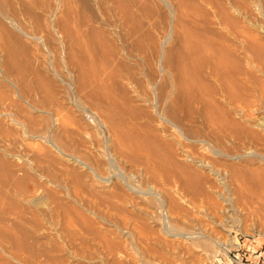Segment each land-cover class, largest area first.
I'll list each match as a JSON object with an SVG mask.
<instances>
[{
	"label": "rangeland",
	"instance_id": "rangeland-1",
	"mask_svg": "<svg viewBox=\"0 0 264 264\" xmlns=\"http://www.w3.org/2000/svg\"><path fill=\"white\" fill-rule=\"evenodd\" d=\"M263 172L264 0H0V264H263Z\"/></svg>",
	"mask_w": 264,
	"mask_h": 264
},
{
	"label": "bare ground",
	"instance_id": "bare-ground-1",
	"mask_svg": "<svg viewBox=\"0 0 264 264\" xmlns=\"http://www.w3.org/2000/svg\"><path fill=\"white\" fill-rule=\"evenodd\" d=\"M5 27H6V25H5ZM215 32H216V31H215ZM223 39H224V38H223ZM211 43H212V41L210 42V44H211ZM236 44H237V43H236ZM222 45H224V46H221V45H220V46L222 47L221 50H225V51H221V53L223 52L224 54H221V55L219 54V56H221V59H222V61H221L220 58H219V60L221 61V62L219 61V65H220V63L222 64L223 60H224V61H225V59L227 60V58H225V56L230 55L229 52H230V53L232 52V51H229L230 49H229V50H226L227 48L223 49V47H225V45H226V47H227V44H226V43H225V44H222ZM234 46H235V45H234ZM202 49H203V48H202ZM236 49H238V48H235V50H236ZM219 50H220V47H219ZM235 50H234V51H235ZM226 51H229V52H227V54H226ZM236 51H237V50H236ZM238 51H239V50H238ZM187 53H188V52H187ZM232 53H233V52H232ZM225 54H226V55H225ZM233 54H234V53H233ZM231 55H232V54H231ZM231 55H230V56H231ZM235 55H236V53H235ZM237 55H238V54H237ZM223 56H224V57H223ZM230 56H229V58H230ZM233 56H234V55H233ZM233 56H232V58H233ZM222 57H223V58H222ZM229 58H228V59H229ZM232 58H231V59H232ZM234 58L236 59L237 57L235 56ZM234 58H233V59H234ZM235 59H234V60H235ZM235 61H237V60H235ZM237 62H238V61H237ZM184 63H185V62H184ZM223 63H224V62H223ZM226 63H227V61H226ZM226 63H224V64H226ZM228 63H229V62H228ZM224 64H222V66H223ZM184 68H186V67H184ZM188 70H189V68H188ZM182 71H183V70H182ZM215 106H216V105H215ZM8 115H9V114H8ZM121 130H122V129H120V130L117 129V131H116V135H117L118 154H121V155L123 156L124 154L127 155V154L125 153L126 149H129V151H130L129 153H131L130 144H132V143L138 144V143H136V142H137V141L139 142V138H137V139H136V142H135V141H134V138H135V137L132 138L131 136H133V135H130L129 138L131 137V140L133 139V140H132L133 142L131 141V143H130L129 138H127V140H129V144H127L128 141H126L127 143H125V141L123 142V140H121V138H119L120 135L122 136V135L124 134V133H123V134H120V133H121V132H120ZM119 134H120V135H119ZM127 134H128V133H127ZM118 135H119V136H118ZM125 136H126V135H125ZM125 136L123 137V139L125 138ZM143 138H144V137H143ZM153 138H154V137H153ZM154 139H155V138H154ZM125 140H126V139H125ZM140 140L146 142L145 139L143 140L142 138H140ZM152 141H153V140H152ZM140 142H141V141H140ZM144 142H143V145H144ZM158 142H159V141H158ZM156 143H157V142H155V145H156ZM135 144H132V145H133V146H131L132 150H133V147H134V149H135V147H136ZM158 144L161 145L162 143L159 142ZM134 145H135V146H134ZM140 145L143 147L142 144H139V146H137V148L139 147L138 149H141V146H140ZM145 145H146V143H145ZM159 145H158V147H159ZM164 145H165V146H164ZM147 146H148V145H147ZM156 146H157V145H156ZM165 147H167V144H166V143H164V144H163V147H161V148L164 149ZM137 148H136V150H138ZM144 148L146 149V147H143V148H142L143 152L145 151ZM148 148H149V147H148ZM115 149H116V148H115ZM150 149H151V148H150ZM142 150H141V151H142ZM146 150H148V149H146ZM133 151H135V150H133ZM138 151H139V150H138ZM141 151H140V152H141ZM153 151H154V150H153ZM126 152H127V151H126ZM135 152H137V151H135ZM127 153H128V152H127ZM149 153H150V152H149ZM151 153H152V152H151ZM166 153L168 154V152H166ZM170 153L172 154V152H170ZM125 155H124V156H125ZM148 155H149V154H148ZM152 155H154V154H152ZM124 156H123V157H124ZM127 156H128V155H127ZM167 156H171V155L169 154V155H167ZM148 157H149V156H148ZM150 157H151V156H150ZM154 157H155V156H154ZM159 157H160V156H159ZM126 158H127V157H126ZM171 158L173 159V157H171ZM160 159H161V158H160ZM154 161H155V160H154ZM154 161H152V162H154ZM168 161H169V160H168ZM175 161H176V160H175ZM177 161H178V160H177ZM177 161H176L175 163L173 162V164H177V163H178ZM198 161H202V160H198ZM198 161L196 160V162H198ZM152 162H151V163H152ZM164 162H165V160H164ZM133 163H134V162H133ZM179 163H180V162H179ZM179 163H178V164H179ZM200 163H201V162H200ZM200 163H199V164H200ZM178 164H177V168H178ZM180 164L182 165V163H180ZM180 164H179V170H183V169H181ZM197 164H198V163H197ZM202 164H204L203 161H202ZM154 165H155V164H154ZM158 165H159V164H158ZM164 165H165V164H164ZM175 166H176V165H175ZM183 166L185 167L184 164H183ZM199 166H200V165H199ZM204 166H205V165H204ZM153 167H154V166H153ZM184 167H183V168H184ZM148 169H149V168H148ZM161 169H162V168H161ZM228 169H229V168H228ZM137 170H138V169H137ZM179 170H178V171H179ZM184 170H186V169H184ZM231 170H234V169H231ZM253 170H255L254 173L259 172V174H260V171H259L260 169H253ZM261 170H262V169H261ZM190 171H191V170H190ZM193 171H194V170H193ZM227 171H228V170H227ZM136 172H137V171H136ZM180 172H181V171H180ZM185 172H186V171H185ZM147 173H148V172H147ZM182 173H184V172H182ZM189 173H191V172H189ZM189 173H188V174H189ZM192 173H195V172H192ZM254 173L252 172V174H254ZM261 173H262V171H261ZM263 173H264V172H263ZM175 174H176V173H175ZM186 174H187V172H186ZM196 174H197V173H196ZM214 174H215V173H214ZM252 174H251V175H252ZM259 174H255V176H256V175L259 176ZM160 175H161V174H160ZM251 175H250V176H251ZM260 175H261V174H260ZM132 176H134V175H132ZM168 176H169V175H168ZM182 176H183V175H182ZM186 176H187V175H186ZM189 176L191 177V174H189ZM192 176H193V175H192ZM218 176H220V175H218ZM136 177H137V176H136ZM222 177H223V176H222ZM252 177H254V176H252ZM162 178H163V177H162ZM172 178H173V177H172ZM185 178H186V177H185ZM195 178H196V180H197V179H198V176H196ZM199 178H201V177H199ZM256 178H258V177H256ZM259 178H260V177H259ZM263 178H264V176H263ZM180 179H181V178H180ZM201 179H202V178H201ZM261 179H262V178H261ZM242 180H243V179H242ZM259 180H260V179H259ZM168 181H169V180H168ZM176 181H177V180H176ZM187 181H189V180H187ZM191 181H192V180H191ZM219 181H220V180H219ZM262 181H264V179H263ZM197 182H198V181H197ZM200 182H202V181H199V183H200ZM220 182H221V181H220ZM224 182H225V181H224ZM255 182H256V181H255ZM191 183H192V182H191ZM225 183H226V182H225ZM243 183H244V182H243ZM251 183H252V182H251ZM210 184H211V183H210ZM223 184H224V183H223ZM256 184H257V183H256ZM228 185H229V184H227V185H223V186H226V187H224V189H226ZM242 185H243V184H242ZM259 185H260V184H259ZM200 186H201V185H200ZM212 186H213V185H212ZM221 186H222V185H221ZM214 187H216V185H214ZM211 188H212V187H211ZM219 188H220V187H219ZM228 188H230V187L228 186ZM228 188H227V191L229 190ZM184 189H185V188H184ZM157 191H158V190H157ZM214 191H215V190H214ZM153 192H154V191H153ZM181 192H182V191H181ZM229 192H230V191H229ZM156 193H157V192H156ZM201 193H202V192H201ZM152 194H154V193H152ZM171 194H172V193H171ZM203 194H204V192H203ZM174 195H175V193H174ZM204 195H205V194H204ZM33 196H34V195H33ZM33 196H32V197H33ZM37 196H38V195H37ZM156 196H158V195H156ZM159 196H160V194H159ZM171 196H173V195H171ZM178 196H179V195H178ZM181 196H182V195H181ZM183 196H184V195H183ZM201 196H202V195H201ZM201 196H200V197H201ZM205 196H206V195H205ZM35 197H36V195H35ZM168 197H169V196H168ZM36 198H38V197H36ZM36 198H35V199H36ZM171 198H172V197H171ZM201 198H202V197H201ZM208 198H209V196H208ZM212 198L214 199V197H212ZM221 198H222V196H221ZM225 198H226V197H225ZM159 199H161V198L159 197ZM173 199H174V198H173ZM179 199H180V198H179ZM186 199H187V198H186ZM206 199H207V198H206ZM39 200H40V199H39ZM41 200H42V199H41ZM41 200H40V201H41ZM161 200H162V199H161ZM177 200H178V199H177ZM192 200H193V199H192ZM208 200H209V199H208ZM221 200H224V202H225V199H221ZM165 201H166V200H165ZM170 201H172V200H170ZM170 201H167V202H170ZM179 201H181V200H179ZM203 201H204V200H203ZM210 201H211V200H210ZM228 201H229V200H228ZM37 202H38V201H37ZM161 202H164V201H161ZM161 202H160V203H161ZM167 202H166V203H167ZM172 202H173V201H172ZM190 202H191V201H190ZM212 202H213V200H212ZM226 202H227V201H226ZM35 203H36V202H34V204H35ZM174 203H175V202H174ZM174 203H173V205H174ZM180 203H181V202H180ZM202 203H203V202H202ZM213 203H215V202H213ZM229 203H230V201H229ZM177 204H178V206H179V203H177ZM190 204H191V203H190ZM220 204H221V203H220ZM223 204H224V203H223ZM225 204H228V203H225ZM162 205H163V203H162ZM167 205L169 206L168 203H167ZM212 205H213V204H212ZM218 205H219V204H218ZM163 206H164V205H163ZM165 206H166V205H165ZM170 206H171V204H170ZM175 206H176V205H175ZM219 206H221V205H219ZM223 206H224V205H223ZM223 206H222L221 208L224 210ZM226 206H227V205H226ZM226 206H225V207H226ZM160 207H161V206H160ZM166 207H167V206H166ZM182 207H183V206H181V208H182ZM194 207H196V206H194ZM204 207H205V206H204ZM179 208H180V207H179ZM205 208H206V207H205ZM167 209H168V208H167ZM184 209H185V207H184ZM222 209H221V211H223ZM175 210H176V209H175L173 206H172V207H169V209H168V211H167V214H168V213H169L170 215H171L172 213H175V214H176L177 211L175 212ZM177 210H179V209H177ZM186 210H187V209H186ZM196 210H197V209H196ZM201 210H202V209H201ZM213 210H214V209H213ZM218 210H219V209H218ZM199 211H200V210H199ZM211 211H212V210H211ZM200 212H201V211H200ZM223 212H225V211H223ZM223 212H222V213H223ZM215 213L218 214L219 212H218V213L215 212ZM175 214H174V215H175ZM177 214H178V212H177ZM179 214L182 215L181 212H180ZM225 214H226V213H225ZM165 215H166V214H165ZM172 215H173V214H172ZM181 215H180V216H181ZM186 215H188V214L186 213ZM189 215H190V214H189ZM220 215H221V214H220ZM152 216H153V215H152ZM166 216H167V215H166ZM221 216H222V215H221ZM171 217H172V216H171ZM183 217H185V216L182 215V218H183ZM197 217H198V216H197ZM207 217H208V216H207ZM151 218H152V217H151ZM166 218H167V217H166ZM174 218H175V217H174ZM189 218H190V216L188 217V219H187V218H185V219L189 220ZM198 218H199V217H198ZM202 218H203V217H201V219H202ZM216 218H217V217H216ZM176 219H177V218H176ZM178 219H179V218H178ZM185 219L183 218V220H185ZM201 219H200V221H201ZM204 219H205V218H204ZM153 220H154V218H153ZM167 220H168V219H167ZM170 220H171V218H170ZM170 220H168V222H169ZM181 220H182V219H181ZM183 220H182V222H183ZM191 220H192V219H191ZM202 220H203V219H202ZM206 220H207V219H206ZM206 220H205V221H206ZM212 220H213V218H212ZM214 220H215V218H214ZM171 221L174 222V219H172ZM203 221H204V220H203ZM203 221H202V222H203ZM215 221H216V220H215ZM219 221H220V220H219ZM164 222H165V221H164ZM168 222H165V224H166V223L168 224ZM180 222H181V221H180ZM180 222H179V223H180ZM188 222H189V223H188ZM188 222H187V223L189 224L190 230H189V229H188V231L181 230L180 227L182 228L183 224H182V226L179 225L180 227H175L174 224L171 222L172 224H171V223H170L171 225L168 224V225H169L168 228H167L168 225H167V226L165 225L166 228H167V229H166V233H167V234H166V233H165V234H166V235H171V236H174V237H184V236L187 235L186 233H188L187 236L190 237V236L192 235V233L198 231V230H196V229H198V227L196 226V224H194V222H193V223H190V221H188ZM208 222H209V221H208ZM176 223H177V222H176ZM176 223H175V224H176ZM185 223H186V221H185ZM185 223H184V224H185ZM187 223H186V224H187ZM198 223H199V222H198ZM210 223H211V222H210ZM180 224H181V223H180ZM212 224H213V223H212ZM214 224H215V223H214ZM214 224H213V226H214ZM176 225H178V224H176ZM200 225H201V223H200ZM137 226H138V225H137ZM137 226H136V227H137ZM139 226H140V225H139ZM157 226H158V225H157ZM163 226H164V225H163ZM186 226H187V225H186ZM201 227H202V226H201ZM223 227H224V226H223ZM131 228H132V227H131ZM162 228H163V227H162ZM183 228H185V227H183ZM187 228H188V227H187ZM202 228H203V227H202ZM215 228H216V227H215ZM140 229H141V228H140ZM133 230H134V229H133ZM199 230H200V227H199ZM212 230H214V229H212ZM204 231H205V228L203 229V232H204ZM127 232H128V231H127ZM143 232H145V231H143ZM160 232H161V231H160ZM201 232H202V231H201ZM203 232H202V233H203ZM146 233H147V232H146ZM211 233H212V232H211ZM185 234H186V235H185ZM189 234H190V235H189ZM195 234H196V233H195ZM197 234H198V236H199V234H200V236H203V235H201V233H197ZM206 234H207V233H206ZM213 234H214V233H213ZM171 236H170V237H171ZM200 236H199V237H200ZM174 237H173L172 240H175ZM192 237H193V236H192ZM194 237H196V235H195ZM208 237H209V236H208ZM208 237H207V238H208ZM138 238H139V237H138ZM200 238H201V237H200ZM209 238H211V237H209ZM172 240H170V242H171ZM194 240H195V239L193 238V241H194ZM215 240H216V239H215ZM165 241H166V240H165ZM167 241H168V240H167ZM167 241H166V242H167ZM177 241L180 242L179 239H177ZM181 241H182V240H181ZM185 241H189V240H188V239H186V240L184 239V242H185ZM198 241H199V240H198ZM219 241H220V240H219ZM154 242H155V241H154ZM173 242H174V241H173ZM186 243H187V242H186ZM186 243H185V244H186ZM153 244H154V243H153ZM181 244H182V243H181ZM143 246H144V245H143ZM188 247H189V246H188ZM150 249H152V247H151ZM153 249H154V248H153ZM183 249H184V247H183ZM188 249H189V248H188ZM146 250H147V249H146ZM147 253H148V252H147ZM148 256H149V255H148ZM157 257H158V256H157ZM151 259H152V258H151ZM154 259H155V258H154ZM154 261H155V260H154ZM161 261H162V260H161Z\"/></svg>",
	"mask_w": 264,
	"mask_h": 264
},
{
	"label": "built area",
	"instance_id": "built-area-1",
	"mask_svg": "<svg viewBox=\"0 0 264 264\" xmlns=\"http://www.w3.org/2000/svg\"><path fill=\"white\" fill-rule=\"evenodd\" d=\"M264 264V263H263Z\"/></svg>",
	"mask_w": 264,
	"mask_h": 264
}]
</instances>
